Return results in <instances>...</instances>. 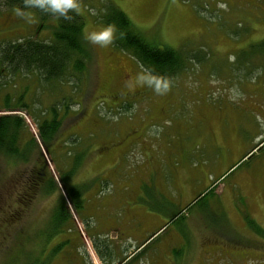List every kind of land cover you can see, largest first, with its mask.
<instances>
[{
	"label": "rangeland",
	"instance_id": "obj_1",
	"mask_svg": "<svg viewBox=\"0 0 264 264\" xmlns=\"http://www.w3.org/2000/svg\"><path fill=\"white\" fill-rule=\"evenodd\" d=\"M102 2L119 8L148 44L196 60L162 95L139 83L143 69L111 44L89 43L86 70L70 78L72 85L19 74L6 80L0 109L4 93L13 102L27 91L29 114L19 115L38 146V124L51 118V107L62 123L50 145L54 163L45 154L59 192L39 193L3 230L0 264L13 255L15 262L19 251L26 260L31 249L47 264H264L256 231H264L263 143L253 150L264 141V58L253 53L264 40V0H80L84 29L99 30L90 12ZM52 23L40 27L37 17L26 24L0 5V43L48 41ZM63 99L75 105L64 108ZM33 150L31 164L40 155ZM73 165L72 182L88 185L77 213L58 175ZM12 166L0 157L3 216L16 213L17 202L25 206L19 179L30 167ZM62 199L69 235L46 240L39 234ZM66 238L69 244L48 258Z\"/></svg>",
	"mask_w": 264,
	"mask_h": 264
},
{
	"label": "trees",
	"instance_id": "obj_2",
	"mask_svg": "<svg viewBox=\"0 0 264 264\" xmlns=\"http://www.w3.org/2000/svg\"><path fill=\"white\" fill-rule=\"evenodd\" d=\"M0 5L8 9H15L17 6L23 7L22 0H0ZM93 8L94 14L92 11L90 13L96 23L100 25L114 23L120 31L125 33L123 37L119 36V34L117 35V38L111 44L112 48L128 55L143 71L155 75L161 80H166L168 85L174 80L173 78L186 69L189 62L196 60L194 56L184 58L179 52L168 47L160 48L148 44L136 31L127 16L111 2L108 4L102 2L101 6L99 4ZM33 12L39 19L40 27H45V24L48 22H54L50 25L51 35L49 40L40 41L34 38H25L0 43V89L5 88L4 86L7 85L8 79L14 78L17 74L21 76H34L38 84L60 83L64 79H69L68 82L72 85L73 79L70 78H75L77 74L83 75V72L86 70L87 62L90 59V45L84 39L83 35L85 28L83 15L77 12H71V18L64 19L63 17L54 16L40 10H33ZM258 44V51L253 53L264 58V40ZM251 56H254V54ZM24 92L26 96L27 91L24 90L13 99V102H11L10 95L4 93L5 96L2 97L3 108L0 109V112H6L0 114V157L6 159L13 165L12 168L15 167V170L22 166L30 167V172L27 173L26 171V174H21V179H19V181L22 180L23 182V192H20L19 195H22L21 199L25 206L17 202V205L14 207L17 208L16 213L10 212V214L3 216L1 212L0 238L4 229L14 227L21 220L24 208L39 193L49 195L57 190L59 192V186L51 176L45 154L41 151L43 148L46 154L50 156L51 162L54 163L50 145L61 126L62 120L59 119L57 110L51 107V118H44L37 127L40 142L39 147L29 134L28 126L25 124L24 118L19 114H11L12 112L20 113L25 110L29 114ZM62 101L63 103L61 105L64 108L74 103L73 101L67 104L65 99ZM261 144L262 146H260ZM258 146H260L258 150L263 149L264 141L260 142L253 150ZM35 147L40 151V155L38 162L31 164L30 156ZM79 156H75L74 159L79 160ZM77 168L75 165L69 166V170L65 169L67 171L65 174L61 170L58 174L60 184L66 193V201L72 206L75 213L79 212L84 206V196L86 191H88L87 183L80 184L79 187L78 184H74V181L72 182ZM213 188L207 189L204 193L197 196L192 203L196 204L207 195L212 194ZM10 206L11 204L7 205L3 210L9 209ZM183 210H186V208ZM53 212L47 228L39 234L45 236L46 240H48L49 235H57L58 237L59 234L64 235L68 233L67 236L69 235V227H65V225L71 218L69 217V211L63 199L61 202L58 201L57 207ZM176 216L174 215L171 220H174ZM248 225L251 228H256L253 222L248 223ZM256 231L260 237L264 238V231L257 228ZM21 239L23 238L21 237ZM59 242L58 246V243H55L49 251L47 250L48 258H53L57 250L69 244L67 238ZM22 254L23 252L20 253L19 251L18 258L16 254V260L13 263L11 262L14 255L11 256L8 264H47V262L40 261L39 254L33 258L32 249L26 254V260L25 255L23 256Z\"/></svg>",
	"mask_w": 264,
	"mask_h": 264
},
{
	"label": "clouds",
	"instance_id": "obj_3",
	"mask_svg": "<svg viewBox=\"0 0 264 264\" xmlns=\"http://www.w3.org/2000/svg\"><path fill=\"white\" fill-rule=\"evenodd\" d=\"M22 4L23 7L17 6L14 11L22 21L29 25L35 23L37 19L33 10L47 12L64 19H70L71 12L78 13L81 10L80 0H22ZM118 34L121 37L125 35L114 23L101 25L99 30L86 28L83 32L84 39L94 46H108L113 43ZM229 59L233 57L230 56ZM137 80L152 88L158 95L164 94L169 87L166 80H161L146 71L139 73Z\"/></svg>",
	"mask_w": 264,
	"mask_h": 264
}]
</instances>
